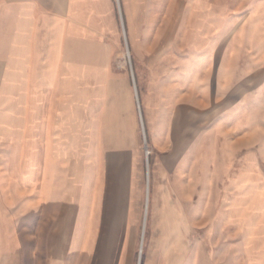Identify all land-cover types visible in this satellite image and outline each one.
Listing matches in <instances>:
<instances>
[{
	"label": "crops",
	"instance_id": "obj_1",
	"mask_svg": "<svg viewBox=\"0 0 264 264\" xmlns=\"http://www.w3.org/2000/svg\"><path fill=\"white\" fill-rule=\"evenodd\" d=\"M4 2L0 264H264V3Z\"/></svg>",
	"mask_w": 264,
	"mask_h": 264
},
{
	"label": "rangeland",
	"instance_id": "obj_2",
	"mask_svg": "<svg viewBox=\"0 0 264 264\" xmlns=\"http://www.w3.org/2000/svg\"><path fill=\"white\" fill-rule=\"evenodd\" d=\"M122 1L123 0H118L119 4L121 5L122 9ZM222 1V0H220ZM251 2L252 0H248ZM256 2V0H254ZM259 3H264V0H257ZM4 0H0V66L1 64L6 61L9 48L12 44V34L14 32V25H15V19H16V6L13 4H4ZM110 16L113 19V22L118 25L119 24V16H118V11H117V6H116V0H110ZM73 44V45H72ZM71 44V49L73 51V54L76 56L77 59H82L84 62V70L85 71H90V72H96L97 66L100 62H103L102 60V55L104 54L106 50V45H111L112 43L109 42V39L105 40L103 39V42L98 40H87L84 39V43L81 45L79 44ZM112 51H119L124 58H122V62H124V59L126 57V45L124 43L122 33H121V41L120 44L117 45L116 48H111ZM112 56V54H110ZM112 61V59L110 60ZM86 79L84 80L85 83ZM91 83H88V81L84 84L85 88H95V81H90ZM25 87L27 85H24ZM24 96L26 98H29L30 95H32L33 92H29L26 90ZM53 95H51V98H58V96L52 92ZM36 97V96H35ZM84 98V92L83 96ZM31 99V98H30ZM35 99V98H34ZM51 137V136H50ZM41 145L42 146H49L50 145V138L49 136L44 138H40ZM264 190V188H263ZM262 192V191H261ZM261 194V193H260ZM263 194V193H262ZM262 196V195H261ZM264 196V194H263ZM256 198V197H255ZM255 198H252L249 200V202L246 203H233V206L236 208L235 210H241L242 212L246 211H264V202L257 203ZM264 201V200H262ZM258 206H261V208L258 209ZM139 250V249H138ZM137 256L139 257V253L137 251Z\"/></svg>",
	"mask_w": 264,
	"mask_h": 264
},
{
	"label": "built area",
	"instance_id": "obj_3",
	"mask_svg": "<svg viewBox=\"0 0 264 264\" xmlns=\"http://www.w3.org/2000/svg\"><path fill=\"white\" fill-rule=\"evenodd\" d=\"M125 62L126 64L128 65L129 68H131V63H130V56H129V53H128V49L126 47V57H125ZM136 104H137V108H138V111H139V105H138V101L136 99ZM140 117V115H139ZM140 125H141V131H142V138H143V151H144V157H145V160L147 161L148 160V157L150 155V149L146 143V140H145V136H144V131H143V126H142V122H141V117H140ZM138 253H139V257L141 255V248H139L138 250Z\"/></svg>",
	"mask_w": 264,
	"mask_h": 264
}]
</instances>
